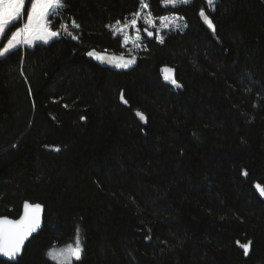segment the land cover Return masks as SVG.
Instances as JSON below:
<instances>
[{
    "label": "trees",
    "instance_id": "trees-1",
    "mask_svg": "<svg viewBox=\"0 0 264 264\" xmlns=\"http://www.w3.org/2000/svg\"><path fill=\"white\" fill-rule=\"evenodd\" d=\"M144 3L184 27L161 43L140 23L128 72L86 54L125 53L113 27L141 0H65L49 17L58 39L0 58V217L44 207L21 257L0 264H58L49 251L77 235L72 264H264V0Z\"/></svg>",
    "mask_w": 264,
    "mask_h": 264
},
{
    "label": "snow or ice",
    "instance_id": "snow-or-ice-1",
    "mask_svg": "<svg viewBox=\"0 0 264 264\" xmlns=\"http://www.w3.org/2000/svg\"><path fill=\"white\" fill-rule=\"evenodd\" d=\"M30 11L27 12L26 22L20 26L18 22L25 20L24 10L26 0H0V38H5V31L10 28L13 24L16 25L15 30L10 32V38L7 39V44L0 46V58L5 57L12 50L16 49L21 43L28 46H33L37 41H42L47 44L51 39L59 35L58 31H53L49 27V17L55 16L57 10L65 7V0H29ZM191 3V0H163L164 7L172 6L177 7L178 5H187ZM209 6L214 4V0H207ZM141 4L144 7H148L144 0H141ZM138 17V13L136 14ZM199 15L207 23L208 27L215 31L214 25L205 14V11L201 9ZM162 21H168V17H162ZM137 20L134 18L131 20V25L135 27ZM145 23H151V19H146ZM167 27V24L164 25ZM64 31L72 39H77L72 32L68 31L66 26ZM73 27L79 28V25L73 24ZM152 35L151 32L148 33ZM139 39V36L136 37ZM125 36V42L127 41ZM163 43V41H160ZM89 56H93V52L88 53ZM97 59H103V57L97 56ZM116 62L117 67H128L130 64L135 63V58L131 60H125L123 56L111 57L109 62ZM171 69L163 68L162 72L165 73L164 79L169 80ZM171 83L176 87H180L176 83L175 79H171ZM123 99V97H122ZM126 102V101H125ZM137 116L141 119H145L142 113L137 112ZM58 150V149H57ZM261 195H264V187L259 184L256 185ZM40 211L41 206L39 204L31 205L27 202L24 204V213L17 219L12 220L9 218H0V255L4 257H15L24 245L25 240L40 227ZM239 246L244 249V254L247 255L251 241L248 243H240L237 241ZM82 248L80 246V239L77 235L75 246L68 245L65 249L59 250V252L49 251L48 255L54 260L69 261L71 258L76 260L80 259Z\"/></svg>",
    "mask_w": 264,
    "mask_h": 264
},
{
    "label": "rangeland",
    "instance_id": "rangeland-1",
    "mask_svg": "<svg viewBox=\"0 0 264 264\" xmlns=\"http://www.w3.org/2000/svg\"><path fill=\"white\" fill-rule=\"evenodd\" d=\"M205 1L207 3V0H205ZM215 1L216 0H214V4H215ZM214 4L209 6V4L207 3L208 8L211 9L214 6ZM28 11H30V6H29ZM138 14H139L138 17L136 15L135 17L132 18V19L135 18L137 20L135 27H133L131 25V20L132 19L129 20L126 24L115 25L113 27L114 34L122 39L123 47L126 49V52L123 53L122 55L136 57L135 52L138 49H140V47L142 46L143 40H144V35L142 33L143 29H141L139 27L140 23L144 25L143 28L146 29L148 33L149 32L153 33L155 35L156 39L159 40V41L162 39V33H164V32H176V31L181 30L184 27V22L177 16H173V15L167 16L168 17V21H162L161 18L154 19L148 13V11L145 9L144 6L142 7V11L139 12ZM26 17H27V14H26L25 20L22 22V24L24 22H26ZM149 18L151 19V23H145V20L149 19ZM165 23L167 24V27L164 26ZM66 34L67 33H65L64 35H66ZM61 35L62 34L59 33V35L57 37L51 39L47 44H49L52 41L58 39ZM125 36H127V38H128L126 42H125ZM137 36H139V39L136 38ZM1 39L2 38H0V40ZM37 44L47 45V44L43 43L42 41H37L33 46H35ZM33 46H28L26 44L21 43V44H19L17 46V48H32ZM70 245H72L74 247L75 243H72ZM67 246H64V247H61V248H56V249H53L51 251L58 253L59 250L65 249ZM52 260L55 261L58 264H72L74 262V260L72 258L69 261H64L62 258L60 260H54V259H52Z\"/></svg>",
    "mask_w": 264,
    "mask_h": 264
},
{
    "label": "water",
    "instance_id": "water-1",
    "mask_svg": "<svg viewBox=\"0 0 264 264\" xmlns=\"http://www.w3.org/2000/svg\"><path fill=\"white\" fill-rule=\"evenodd\" d=\"M205 14H206V13H205ZM206 15H207V14H206ZM207 16H208V15H207ZM208 17H209V16H208ZM200 18H201V21H202L203 26H204L209 32H212V33H213L214 31H213L211 28L208 27V25H207V23L204 21V19H203L201 16H200ZM209 19H210V18H209ZM212 23H213V22H212ZM213 25H214V24H213ZM214 28H215V26H214ZM89 52H93L94 55H93V56H89V55H88ZM89 52L86 54V56H87L88 59L92 60V61H93L95 64H97L98 66H100V67H102V68L109 69V70H111V71H113V72H119V73H121V72H128V71H130L131 69L135 68L136 65H137V62H138L137 58L134 57V56H125V55H121V54H114V53H108V52H98V51H95V50H91V51H89ZM97 56L103 57V59H97V58H96ZM114 56H115V57L123 56L125 60H131L132 58H135V63L130 64L128 67H117L115 61H113V62H109L110 58H111V57H114ZM163 68H169V69L172 70L171 73H168V75L170 76V79H169V80H165V79H164V75H165V73L162 72V69H163ZM161 76H162L163 81H164L167 85H169V86H171V87H173V88L176 87L174 84L171 83V79H175V81H176L175 70H174L173 68L168 67V66H164V67H162V68H161ZM176 83H177V81H176ZM142 120L144 121L145 119H142ZM260 195H261V194H260ZM261 197L264 198V195H261ZM26 202H27L28 204H31V205L39 204V203H30V202H28V201H25V202L23 203V205H22L21 214H20V216H19L17 219H19V218L23 215V213H24V204H25ZM39 205L41 206V211H40V227H39L35 232H33V233L28 237L27 240H25L23 247L21 248L20 252H19L15 257L9 258V257H4V256L0 255V259H2V260H4V261H7V262H12V263L16 262L17 259H19V258L21 257V255H22V253H23V250H24L25 245L27 244V242H28L33 236L37 235V234L39 233V231L42 229V227H43V217H44V207H43L41 204H39ZM4 217H5V216L0 217V218H4ZM6 218H9V217H6ZM9 219H11V218H9ZM17 219H12V220H17ZM80 258H81V256H80ZM72 259H73L74 261H78V260H76L74 257H73ZM79 260H80V259H79Z\"/></svg>",
    "mask_w": 264,
    "mask_h": 264
}]
</instances>
